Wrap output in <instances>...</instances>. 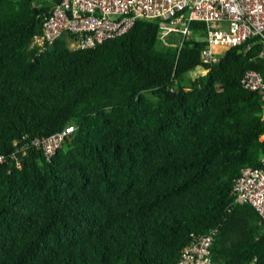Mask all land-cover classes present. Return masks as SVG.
<instances>
[{"label": "trees", "instance_id": "obj_1", "mask_svg": "<svg viewBox=\"0 0 264 264\" xmlns=\"http://www.w3.org/2000/svg\"><path fill=\"white\" fill-rule=\"evenodd\" d=\"M59 0H0V264H177L212 231L216 264H264V224L231 185L264 153L258 45L201 64L202 22L179 48L158 22L70 50L28 44ZM196 69L205 73L179 84ZM73 131L49 159L30 144Z\"/></svg>", "mask_w": 264, "mask_h": 264}, {"label": "built area", "instance_id": "obj_2", "mask_svg": "<svg viewBox=\"0 0 264 264\" xmlns=\"http://www.w3.org/2000/svg\"><path fill=\"white\" fill-rule=\"evenodd\" d=\"M139 19L156 20L157 43L177 48L190 35V22H202L204 34L197 38L203 42L198 53L201 64L215 62L236 46L246 52L258 45L257 58L264 59V0H59L40 20L28 48L40 53L61 35L70 50L91 48L122 35ZM239 82L264 102V79L258 71L246 70ZM72 131L68 124L32 138L30 144L49 159ZM230 193L233 203L248 204L264 224V153L259 166L239 170ZM211 242L212 231L193 238L181 249L177 264H216L210 256Z\"/></svg>", "mask_w": 264, "mask_h": 264}, {"label": "rangeland", "instance_id": "obj_3", "mask_svg": "<svg viewBox=\"0 0 264 264\" xmlns=\"http://www.w3.org/2000/svg\"><path fill=\"white\" fill-rule=\"evenodd\" d=\"M196 71V70H195ZM187 72L185 74H182L178 79H179V84L183 85V86H187L188 82L190 80H193L196 76L201 75L203 73H205L203 70H198V72Z\"/></svg>", "mask_w": 264, "mask_h": 264}]
</instances>
